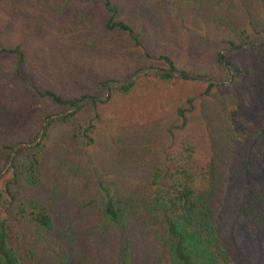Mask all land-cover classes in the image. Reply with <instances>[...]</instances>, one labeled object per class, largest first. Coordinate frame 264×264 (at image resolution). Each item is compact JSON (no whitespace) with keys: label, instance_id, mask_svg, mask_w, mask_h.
Instances as JSON below:
<instances>
[{"label":"rangeland","instance_id":"374dc122","mask_svg":"<svg viewBox=\"0 0 264 264\" xmlns=\"http://www.w3.org/2000/svg\"><path fill=\"white\" fill-rule=\"evenodd\" d=\"M108 1L132 36L103 27V0H69L61 9L59 0H0V45L17 46L22 52L18 66L13 55L0 56V140L23 138L34 111H57L25 80L64 96L98 94V80H122L140 64L163 66L155 59L158 55L170 57L180 69L216 79L222 73L215 54L224 52L226 41L233 39L231 28L249 41L264 38V0H222L218 5L194 0ZM226 56L242 74L230 89L215 87L202 96V81L163 82L141 76L126 96L109 90L106 103L87 105L68 122L48 128L43 184H19L16 190L45 205L65 257L36 251L27 264H117L120 233L112 227L101 233L100 216L91 204L95 176L113 179L125 196L130 264H156L160 248L154 238L160 231L144 224L142 212L151 195L148 171L162 156L164 127L173 121L169 105L188 96L194 98L193 109L177 134L190 136L198 165L213 156L214 233L230 264H264V232L256 235L237 212L243 177L238 150L226 140L225 120L228 114L240 115L246 126L264 122V49L246 48ZM236 98L241 110L235 107ZM87 123L93 126L91 142L78 130ZM232 129L236 131V125ZM261 144L255 178L264 181V135Z\"/></svg>","mask_w":264,"mask_h":264},{"label":"trees","instance_id":"16d2710c","mask_svg":"<svg viewBox=\"0 0 264 264\" xmlns=\"http://www.w3.org/2000/svg\"><path fill=\"white\" fill-rule=\"evenodd\" d=\"M59 1H62L58 3L60 9L69 4V0ZM194 1L218 5L222 0ZM103 6L107 14L103 27L132 36L130 26L117 19L115 6L108 0H103ZM75 15L80 18L78 12ZM231 33L233 39L226 41L225 51L215 54V61L222 73L216 79L204 73L180 69L170 57L158 55L155 59L160 60L163 66L140 64L127 72L122 80H98V94L83 92L64 96L25 80V84L38 98L55 106L57 111L37 110L30 116L29 108L25 115L27 113L26 116L31 117L32 124L27 126L30 128H25L23 138L14 142L0 140V264H27L34 258L36 251L55 255L61 260L65 257L62 255L65 254L63 246L54 237L53 222L45 205L20 195L16 190L19 184L34 188L43 184L44 141L48 128L55 122H68L87 105L95 107L106 103L111 97V94H107L109 90L126 96L141 76H150L163 82L202 81L205 83L202 96H207L215 87L232 88L242 80V74L238 64L230 62L226 55L246 48L263 50L264 38L259 42L249 41L237 28H231ZM6 54L14 56L16 66L21 63L22 52L17 46L0 45V56ZM239 99L236 98L235 107L241 110ZM193 105L192 96L169 105L173 121L164 127L166 139L162 156L148 171L147 185L151 187V195L143 205L142 212L146 217L144 224L156 226L161 232L155 234L154 238L160 248L156 264H230L229 256L214 233L210 220L217 181L213 156L211 154L203 165H198L194 160L190 136L177 134L186 126L187 114ZM227 112L231 113V109L227 108ZM225 120L228 125L226 140L238 150L243 177L237 212L251 230L260 235L264 232V181L256 179L255 175L260 171L258 160L262 158L259 148L262 147L264 122L246 126V121L240 115L230 117L228 114ZM233 125H236V131L232 129ZM78 130L82 132V137L91 142L92 124L79 125ZM91 182V204L100 216V232L111 227L119 231L116 263L130 264L129 239L124 235L127 227L125 196L119 192L113 179L95 176ZM49 190L51 193L55 191L50 186Z\"/></svg>","mask_w":264,"mask_h":264}]
</instances>
